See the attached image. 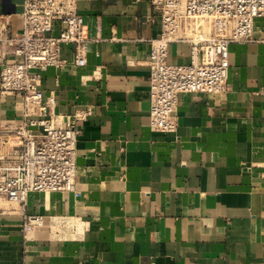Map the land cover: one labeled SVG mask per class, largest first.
Listing matches in <instances>:
<instances>
[{
	"label": "crops",
	"instance_id": "crops-1",
	"mask_svg": "<svg viewBox=\"0 0 264 264\" xmlns=\"http://www.w3.org/2000/svg\"><path fill=\"white\" fill-rule=\"evenodd\" d=\"M85 68H49L41 88L78 122L76 189L0 215V264H264V20L229 47L228 90L182 94L172 134L149 127L150 0H78ZM18 0L0 15L21 30ZM65 47L62 57H70ZM189 44L169 46L187 64ZM94 73H96L93 78ZM39 215L26 234L23 216Z\"/></svg>",
	"mask_w": 264,
	"mask_h": 264
},
{
	"label": "built area",
	"instance_id": "built-area-1",
	"mask_svg": "<svg viewBox=\"0 0 264 264\" xmlns=\"http://www.w3.org/2000/svg\"><path fill=\"white\" fill-rule=\"evenodd\" d=\"M21 30L12 32L0 15V215L23 209L34 194L73 193L77 176L78 122L91 108L59 112V100L41 83L49 68H85L88 36L78 0H18ZM158 11V35L149 51V127L177 129L182 94L213 96L228 90L229 47L254 40L264 20V0H150ZM264 44V38L261 39ZM189 44L187 64L168 62L169 46ZM71 47L70 57H62ZM96 73H94L93 78ZM39 215L23 216L26 234Z\"/></svg>",
	"mask_w": 264,
	"mask_h": 264
},
{
	"label": "water",
	"instance_id": "water-1",
	"mask_svg": "<svg viewBox=\"0 0 264 264\" xmlns=\"http://www.w3.org/2000/svg\"><path fill=\"white\" fill-rule=\"evenodd\" d=\"M8 1V0H7Z\"/></svg>",
	"mask_w": 264,
	"mask_h": 264
}]
</instances>
